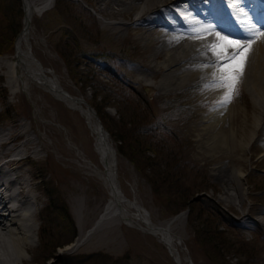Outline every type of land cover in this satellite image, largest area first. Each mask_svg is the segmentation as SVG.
Listing matches in <instances>:
<instances>
[{
    "label": "bare ground",
    "instance_id": "bare-ground-1",
    "mask_svg": "<svg viewBox=\"0 0 264 264\" xmlns=\"http://www.w3.org/2000/svg\"><path fill=\"white\" fill-rule=\"evenodd\" d=\"M22 1L25 18L14 53L0 57V264L34 261L31 254L36 247L44 194L48 195L46 182L51 180L46 177L59 179L62 189L70 192V172L57 175V162L70 165L67 159L70 113H64L55 99L82 119L76 118L74 123L83 146L78 143L81 148L78 147L77 158L83 170L90 173L88 177L106 193L92 227L81 230L72 248L84 246L102 226L115 223L152 234L167 247L177 264H190L188 257L182 258L183 245L172 233V226L186 214L181 213L165 224H155L138 201L125 194L119 178L117 149L96 110L85 95L67 91L36 57L35 50L41 45L32 41V21L46 13L55 0ZM92 3L103 18L101 25L106 38L114 46L126 41L134 48L135 55L123 60L127 66V72L123 73L131 83L153 87L166 96L188 88H196V93L204 96L203 101L190 107L202 117L188 130L189 135L192 131L199 159L214 166V178L222 189L221 201L238 211L243 209L246 198L243 183L233 181L228 170L243 180L248 165L264 168V38L253 46L240 96L226 110L203 113L219 93L201 94L198 89L211 78L214 69L194 68L207 62L201 53L205 45L214 42V37L188 38L190 34L185 31L187 25L182 17L193 14L201 21L218 25L224 33L242 38V26L237 21L250 19L256 27L264 26V0H246L242 6L246 16L235 14L226 0H92ZM181 32L185 38L170 43L172 36ZM211 58L209 53L208 59ZM42 90L46 93L39 98L37 93ZM58 122L65 125L63 130ZM45 161L48 166L37 172L36 167ZM246 210L250 212L251 207L242 211V219L250 218ZM261 214L264 216V207ZM261 225L264 227V223Z\"/></svg>",
    "mask_w": 264,
    "mask_h": 264
},
{
    "label": "rangeland",
    "instance_id": "rangeland-1",
    "mask_svg": "<svg viewBox=\"0 0 264 264\" xmlns=\"http://www.w3.org/2000/svg\"><path fill=\"white\" fill-rule=\"evenodd\" d=\"M20 3L19 34L25 18L23 1ZM10 5V0H0V57L14 53L19 36L14 37L17 24L6 15ZM102 19L92 0H55L46 13L32 21V41L41 45L35 54L45 68L58 77L67 91L85 95L96 110L117 149L123 191L138 201L155 224L186 214L172 226V233L183 245L182 258L188 257L190 264H264V168L248 165L243 180L227 169L233 181L243 183L245 206L238 211L222 202L214 166L199 159V147L192 141V131L191 135L188 132L202 117L190 107L203 101L204 96L197 94L196 88L166 96L153 87L131 83L123 73L127 72L123 60L135 55L134 48L126 41L114 46L106 38ZM43 93L46 92L39 91L38 97ZM55 100L64 113H70V165L57 162L58 177L70 172V192L62 189L59 179L46 174L51 180L44 185L48 195L44 194L35 235L36 247L31 254L34 261L23 264H177L157 237L115 223L102 226L84 246L72 248L81 230L92 227L106 193L88 177L90 173L83 170L77 158L78 147L83 146L74 123L76 118L82 119ZM58 125L65 128L63 123ZM119 139H125L122 145ZM134 153L151 157L157 186L132 163L130 157ZM168 155L171 162L181 167L177 177L167 178L158 168L165 159L170 161ZM46 166L45 161L36 171L41 172ZM233 188L232 193L236 192ZM58 205L62 207L58 209ZM249 207L250 212H245L250 218L242 219V211ZM203 224L210 227L211 235H204L207 230ZM67 242L70 245L65 246ZM26 257L30 259V255Z\"/></svg>",
    "mask_w": 264,
    "mask_h": 264
},
{
    "label": "snow or ice",
    "instance_id": "snow-or-ice-1",
    "mask_svg": "<svg viewBox=\"0 0 264 264\" xmlns=\"http://www.w3.org/2000/svg\"><path fill=\"white\" fill-rule=\"evenodd\" d=\"M246 0H226L228 6L240 16L248 15L243 5ZM163 11V9H162ZM187 25L186 32L191 39H207L214 37V42L205 45L201 53L207 62L195 66L194 70H203L209 67L214 71L211 78L203 83L198 89L201 94L219 93L216 101L209 107V110H226L239 96L241 84L246 73L247 64L254 51V44L264 38V26L256 27L252 21H237L242 26L243 36L237 38L224 33L218 25L201 21L193 14L182 17ZM185 38V33L173 35L170 43H179ZM209 53L211 59H208ZM202 79H205L202 77Z\"/></svg>",
    "mask_w": 264,
    "mask_h": 264
},
{
    "label": "trees",
    "instance_id": "trees-1",
    "mask_svg": "<svg viewBox=\"0 0 264 264\" xmlns=\"http://www.w3.org/2000/svg\"><path fill=\"white\" fill-rule=\"evenodd\" d=\"M11 1V5L10 7H8L7 9V13L6 15L13 19L11 21H14L17 24L16 29L14 30V37H16L21 29V21H22V12H21V3L20 0H10ZM59 1V0H57ZM10 21V20H9ZM13 27V24H12ZM136 123V121H135ZM125 141V139H119V142L121 143L120 145H122V142ZM147 153H151V150H146ZM168 160H170V156H167ZM132 163L135 165V167L137 168V170L139 172H141L148 180H150L153 184L154 187L157 186V179L156 177H154L153 175L154 173V169H155V165L151 159V157H149V155H144V156H139V155H135V153L133 155H131L130 157ZM167 159H165V161L160 162V165L158 166L159 169L163 170L161 173L162 175L165 173L167 175V178H169L171 175H176L181 172V167L180 165H178L175 161L171 162V160L169 162H166ZM181 174V173H180ZM153 180V181H152ZM156 183V184H155ZM187 202H190L191 198H187L186 199ZM186 205V202L185 204ZM62 207V205H58V209ZM187 208V205L184 207V209ZM183 209V210H184ZM181 210V209H180ZM179 210V211H180ZM178 211V212H179ZM177 212V213H178ZM175 214V212H174ZM203 227L205 230H207V232L204 231V235H211L212 232L210 230V227H208L207 225L203 224ZM219 235V234H218ZM217 239L219 237H216ZM72 242V241H70ZM70 242H67V244H69ZM59 247H61V245H59Z\"/></svg>",
    "mask_w": 264,
    "mask_h": 264
}]
</instances>
